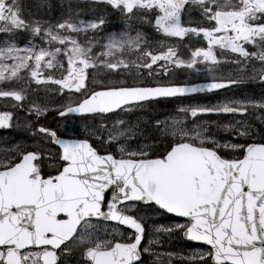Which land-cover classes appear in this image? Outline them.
Wrapping results in <instances>:
<instances>
[{"label": "snow or ice", "instance_id": "snow-or-ice-1", "mask_svg": "<svg viewBox=\"0 0 264 264\" xmlns=\"http://www.w3.org/2000/svg\"><path fill=\"white\" fill-rule=\"evenodd\" d=\"M0 109V264H264V0H0Z\"/></svg>", "mask_w": 264, "mask_h": 264}, {"label": "flooded vegetation", "instance_id": "flooded-vegetation-1", "mask_svg": "<svg viewBox=\"0 0 264 264\" xmlns=\"http://www.w3.org/2000/svg\"><path fill=\"white\" fill-rule=\"evenodd\" d=\"M196 46H199V45H196ZM174 74H176V72L172 73V76H171L170 78H173ZM54 98H55V97H54ZM195 98H201V97H200V95L193 96V97H190V96H189V97H187V98H185V99L183 100V103L187 104V103L191 102L192 100H194ZM65 101H66V98H65L64 101H62V100H57V103H62V102H65ZM200 103H205V101L200 102ZM171 106H172V105H170V104H164V103H163V107H162V108L160 107V105H157V110H158V111H164L166 108L171 107ZM0 110H2V109H0ZM49 119H52V117L49 116ZM52 122H53V123H57V121H55L54 119L52 120ZM11 135H12L11 132L0 131V137H5V136L10 137ZM145 239H146V238H145ZM180 245H181V246H184V247H188L187 244H183L182 242H180Z\"/></svg>", "mask_w": 264, "mask_h": 264}, {"label": "rangeland", "instance_id": "rangeland-1", "mask_svg": "<svg viewBox=\"0 0 264 264\" xmlns=\"http://www.w3.org/2000/svg\"><path fill=\"white\" fill-rule=\"evenodd\" d=\"M179 73H180V77H176V79H184V75L183 74H181V72L179 71ZM175 79V78H174ZM193 81H195V80H193ZM204 99H206V98H204ZM210 100L208 101V102H210V101H214V100H211L212 98H209ZM200 101H201V99H195V100H192L191 102H189V103H187V104H195V103H200ZM161 222H163V223H166V221H157V223H161ZM146 239H147V237H146ZM145 239V240H146ZM179 247H182L181 245H180V242L179 241H173V242H171V248L169 249V250H175L176 248H179ZM184 247V246H183Z\"/></svg>", "mask_w": 264, "mask_h": 264}, {"label": "water", "instance_id": "water-1", "mask_svg": "<svg viewBox=\"0 0 264 264\" xmlns=\"http://www.w3.org/2000/svg\"><path fill=\"white\" fill-rule=\"evenodd\" d=\"M196 94H199V93H196Z\"/></svg>", "mask_w": 264, "mask_h": 264}]
</instances>
